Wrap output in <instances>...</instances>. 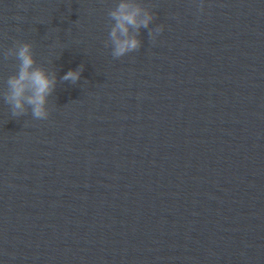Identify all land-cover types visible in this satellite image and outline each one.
<instances>
[{"label": "water", "instance_id": "1", "mask_svg": "<svg viewBox=\"0 0 264 264\" xmlns=\"http://www.w3.org/2000/svg\"><path fill=\"white\" fill-rule=\"evenodd\" d=\"M117 2L0 0V88L16 40L57 73L45 120L0 97V264H264V0H141L115 59Z\"/></svg>", "mask_w": 264, "mask_h": 264}, {"label": "clouds", "instance_id": "2", "mask_svg": "<svg viewBox=\"0 0 264 264\" xmlns=\"http://www.w3.org/2000/svg\"><path fill=\"white\" fill-rule=\"evenodd\" d=\"M203 8L204 2L199 0L197 11L202 12ZM107 15L110 31L104 44L106 48L111 47V55L115 59L141 48V28L148 29L149 38L153 42L164 28L163 24L155 28L150 27L156 15L141 0H118L115 6L108 10ZM2 55L4 60L15 58L18 62L17 70L7 77L5 87L0 88V97L10 106L12 116L20 117L30 111L34 119H47L50 111L49 97L57 85L56 71H49L37 63L30 41L16 40L12 47L3 50ZM82 71L83 65L70 69L60 80L75 84L80 80Z\"/></svg>", "mask_w": 264, "mask_h": 264}]
</instances>
